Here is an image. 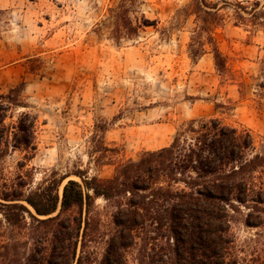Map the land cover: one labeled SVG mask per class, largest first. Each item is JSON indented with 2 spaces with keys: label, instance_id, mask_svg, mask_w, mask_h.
<instances>
[{
  "label": "rangeland",
  "instance_id": "rangeland-1",
  "mask_svg": "<svg viewBox=\"0 0 264 264\" xmlns=\"http://www.w3.org/2000/svg\"><path fill=\"white\" fill-rule=\"evenodd\" d=\"M192 1L140 0L131 17L155 26L116 39L111 9L120 0H0V93L23 85L27 105L7 123L22 111L38 117L37 150H7L5 177L22 175L32 189L66 174L81 181L77 171L111 177L115 163L169 144L182 124L201 117L250 128L264 152V16L250 24L235 11L264 0H209L224 15L213 34L226 76L210 47L191 57ZM241 208L232 224L236 252L242 264L258 263L264 224L247 225L249 209Z\"/></svg>",
  "mask_w": 264,
  "mask_h": 264
},
{
  "label": "trees",
  "instance_id": "trees-1",
  "mask_svg": "<svg viewBox=\"0 0 264 264\" xmlns=\"http://www.w3.org/2000/svg\"><path fill=\"white\" fill-rule=\"evenodd\" d=\"M139 2L120 0L111 9L113 38L155 26L145 16L133 20ZM189 7L196 17L191 57L210 47L226 76L227 57L213 34L224 15L209 0ZM241 7L237 16L250 24L264 16L259 1L253 11ZM23 90L18 85L0 93V264H242L232 231L236 213L244 206L247 225L264 224V152L250 128L217 116L193 118L169 144L115 163L111 177L77 171L81 181L66 174L32 189L22 175L10 179L1 170L10 148L37 150L36 114L22 111L7 123L13 109L27 106ZM99 198L106 204L98 205Z\"/></svg>",
  "mask_w": 264,
  "mask_h": 264
}]
</instances>
